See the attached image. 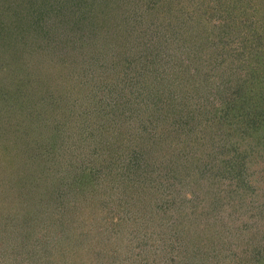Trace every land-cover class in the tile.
Instances as JSON below:
<instances>
[{
	"label": "trees",
	"instance_id": "16d2710c",
	"mask_svg": "<svg viewBox=\"0 0 264 264\" xmlns=\"http://www.w3.org/2000/svg\"><path fill=\"white\" fill-rule=\"evenodd\" d=\"M114 1L0 0V23L5 18L7 22L20 21L17 26L27 28V36H32L21 41L14 39L13 42L20 43L19 47L13 50L14 45H7L3 51L6 65L20 63L25 66L21 68L23 75L33 77L35 74L33 79L36 87H29L33 89V94L27 92L28 80L23 90H19L24 97L35 99L27 104V109L23 106L24 111H32V115L28 116L34 122L30 130L21 131V126V135H17L16 139L19 141L21 137L19 143L40 145L37 150L31 152V147L27 151L31 152L28 160H16L19 151L15 148V155L8 150L4 154L7 144L3 143L2 157L3 162L7 163L6 174L16 173V161L25 165L21 169L28 174V183L31 181L29 189L32 191L26 193L27 198L42 201L43 207L40 209H44V212L47 209V218L51 223L61 226L68 220L85 215L82 221L89 219V222L84 235L101 239L103 234L107 236L106 233L113 230L118 221L110 223L111 229L106 228L104 218L109 217L108 222L114 218L108 215L109 209L104 210L106 214L102 215L101 221L98 219L101 212L95 208L104 207L105 200L97 196L101 193L94 185L96 169L99 175L103 172L104 179L98 176L102 183L105 180L118 181L114 192L119 196L127 193L125 199L140 204L150 201L156 203L158 199V210L162 195L161 179L168 186L173 183V193L183 186L178 184L190 183L189 186L194 188L189 198L187 193L168 196L169 191H165V209L171 205L170 213L173 215L165 240V251L167 247L169 253H165V264H176L177 261L178 264H264V0H128L126 3L131 12L123 14V18L128 17V20L122 18L121 21L113 13V9H121L118 0ZM73 5L82 11L87 10L86 6L89 5L91 13L97 8L95 17L100 27L104 29L100 24L104 21L108 29L109 25L116 29L103 32L110 38L105 41L100 37L101 31L95 28L78 30L77 24L81 17L83 20V16L71 19L68 30L70 38L62 34L60 38V48L64 52L58 47L59 54L57 57L52 56L55 59L50 65L51 50L55 49L57 38H54L53 46L47 42L41 46L36 44L48 39V30H51L47 27L50 26L49 21L59 20L63 11ZM150 8H154L155 13H149ZM66 18L64 16L62 19ZM149 22L154 23L152 27L156 24L165 25L164 40L162 36L150 33L152 27L148 25ZM62 24L64 20L61 21V27L64 28ZM2 34L0 27V39ZM113 36H119L116 42H113ZM109 42H112L111 45ZM114 43L118 45L113 52ZM128 43L133 48V54L128 50ZM153 50L158 52L151 55ZM105 54H112L108 61L117 62L120 69H141L142 75L147 64L167 62L169 78L165 81V108L162 110L158 106V116L141 127L129 121L125 126L133 130L126 135L120 132L121 137L107 131L105 136L100 137L101 140L93 141L92 148L85 147L80 154V146L72 149L58 146L55 149L53 145L57 139L65 146L69 143L75 145L76 141H87L85 130H80L83 133L79 135L81 138L76 136L74 130H78L79 126L74 120L75 116L72 117L73 112H97L99 103L87 99L86 108L80 103V108L75 109L76 97L88 92L85 86L88 83L84 79L83 82L76 81V72L73 76L72 71L83 65L85 77H97L99 68H103V62H106ZM53 66L66 68L69 80H65V85L63 81L54 82V91L51 92V85L49 88L45 80L47 77L52 80L55 74ZM92 69L97 71L93 72ZM155 75L164 77L165 72L156 71ZM101 77L105 82L106 75ZM149 78L153 77L149 74ZM134 79H137L136 75ZM157 79L158 82L162 81ZM107 83L113 88L110 82ZM152 91L145 96L150 102L146 99L137 102L132 96L123 98L125 100L121 101V106L132 107L134 101L137 105L147 106L153 102L148 96L155 93L154 89ZM72 92L74 96H71ZM192 102L198 110L196 121L202 123V129L207 128L202 136L213 140L209 142L207 150L205 141L190 144L183 139L186 136L190 139L194 135L191 140L196 141L199 137L197 128L180 122H186L191 116L194 110ZM137 110L131 108L130 114H137ZM121 113L122 121L126 122L127 115ZM9 129L18 130H15V124ZM10 130L3 131V137L8 136V143L12 140L11 136L13 138ZM24 134H29V138ZM44 144L48 145L47 149H44ZM204 150L207 156L201 160ZM85 153L86 159L97 162L94 170L93 165L78 170L73 168L75 164L71 160ZM98 153L105 154L103 160L97 159ZM71 168L74 176L68 180L69 175L66 173ZM95 196L99 200L94 202ZM180 201L202 205L198 210L194 209L193 204L189 209L173 207ZM113 202L112 214L119 217L120 201L116 199ZM193 217L197 220L195 225L189 223ZM90 218L99 221L98 225ZM122 220L125 222L123 217ZM75 239L86 242L82 237ZM87 241L90 245L95 244L92 238ZM238 246L242 247V256L239 258L243 262H236L234 250ZM220 251L226 254H220ZM140 259L136 260L142 263Z\"/></svg>",
	"mask_w": 264,
	"mask_h": 264
},
{
	"label": "rangeland",
	"instance_id": "374dc122",
	"mask_svg": "<svg viewBox=\"0 0 264 264\" xmlns=\"http://www.w3.org/2000/svg\"><path fill=\"white\" fill-rule=\"evenodd\" d=\"M126 1L128 0H118V4H120L119 7L121 9L117 10L112 8L114 11L113 13L115 15V18L118 21L122 20L123 14L126 15L129 14L130 10L127 7ZM131 1H136V0H131ZM73 2L75 1H72L71 3ZM101 4L102 3L100 2L99 4L100 8H101ZM74 5L70 7L72 8L74 7ZM86 7L87 10L84 11H82L81 9H76L75 7L71 11H69L71 8H68L67 10L63 11V15L62 17H59V20L54 19L49 21L50 26L47 25V27H49L51 30H48L50 33L48 39L46 41H41L39 44L36 45L41 46L46 44L47 42L52 44L53 46L54 38H57V44H55L56 47L54 50L53 48L51 50V55L49 58L50 65H52L51 63H54L53 59H55V58L52 59V56L57 57L58 56L57 54H59V50L60 49L62 50V48H60L62 43V41L60 40L61 34L64 37L66 36V38H70L71 36V34L68 33V30H69L70 20L73 18H77V17L79 18L80 16H83V20L81 17L80 23L77 24L78 30L84 29L86 31V30H93L91 28H95L101 31L100 37L103 40L109 41L107 40L110 39L109 35H106L103 32H109L106 30H111V29L113 30L116 29V27H113V25L112 26L109 25V29H108L104 25L105 22L101 21L102 23L100 24L104 26V29H102L96 20L97 8L94 9L92 14L89 11L90 9L89 5H87ZM154 11H155L154 8H150L149 13H152ZM64 16L67 18L62 19L64 18ZM123 19L128 20V17ZM2 20L4 21L0 23V27L3 30V34L1 36L2 39H0V264H165V256H166L165 253L166 254L168 253L167 247L165 251V242L167 244V241L165 240L166 237H168L167 236L169 230L168 224L171 218L173 217V215H171L172 213H170L172 209L170 207L172 206L170 205V207L168 206L169 208L165 209V191H169L170 194H168V196L171 195L181 196L187 193V198H189L192 195L191 193L192 188H194L189 186L190 183L178 184L183 186L180 187V190H177L176 193H173L174 188L173 186H171L173 185V183H171V185L168 186V183H165V181L161 182L162 181L161 179L160 188L162 189L161 190L162 195H161V199L159 198L161 205L158 210L156 208L158 207L159 204L158 199L155 200V202L157 203L156 205V203H154L153 201L147 203L145 202L146 204H140L139 202L130 203L129 200L125 199L127 193H124L123 196L120 195L122 196L120 197L117 192H116L117 194L114 192V188L116 189L119 185L117 183L118 181L108 182V180H105L102 183L101 182L102 180L100 181L98 179V176L99 178L104 179L103 172H100L99 175V171L98 169H96L94 172V175H96L95 177L96 184L94 185L97 187V191H99V194L101 193V195H97V196H100L103 200H105L103 203L104 207L95 208L97 212L98 210L101 212L98 219L100 220L102 215L106 214L104 210L109 209V212H107L108 215L109 216L112 215L114 218L111 219L112 220L111 222H108L109 217L104 218L106 219L105 220L106 228H110V223L112 222L114 223L118 221L115 224L113 230L107 232L106 233L107 236H104L103 234V238L101 239L93 235H92L93 237L91 235L90 236L84 235L85 230L87 228V224L89 222L88 221L89 219H87L84 222L82 221L85 215L75 217V219L73 220H68V223L67 222L63 223V225L61 226H57V224L51 223V221H49V219L47 218V214H49V212H47V209L45 211L46 213L44 212V209H40L41 207H43V203L41 204L42 201L38 200L37 202V200H30V198L29 199L27 198L26 193L32 191L29 189L31 187V181L28 183L29 176L28 174H26L24 169H21L25 167V165H21L18 161H16V165L18 166H15L14 163L15 161L13 160V164L15 168H17V170L15 169L16 173L6 174L7 163L3 162V157H2L3 143L6 142L7 144V148L4 151V154L8 150L10 154L15 155L16 154L15 148L17 151H19V153L17 154L18 156L16 155L17 156L16 160L18 159L28 160L29 156L31 155V152L34 149L37 150L40 145L39 144L27 145V143H19L21 137L19 138V141L16 139L17 135L18 136L21 135L20 130L21 131L24 129L30 130L29 127L34 122V120L28 116V115H32V111H28V112L24 111L23 106L25 109H27V104H29L31 101H34L35 99H33L34 97L33 98L24 97L23 95H21V92L19 90H23V88L26 85L25 81L28 80L27 81L28 91L27 90L26 91L28 93L29 92L32 93L33 89L30 88H33L34 86L36 87L35 79H33L35 74L33 77H31V75L29 74L28 76L27 74L25 76L23 75L21 69L22 67H25L24 65L20 63L18 64L16 63L12 66H8L6 65L7 63L3 62V58L5 60V56H3L4 53L3 51L5 50V47L7 45H14L12 46L13 50H16L19 47L18 44L20 43L13 42L14 39L17 38L19 39V41H21L24 38L32 37V36H27V32H26L27 28L25 27L21 28V26H17L18 23H21L20 21L13 20L7 22L6 18ZM63 20H64V24L62 25L64 26V28L61 27V21ZM105 21L107 20L105 19ZM154 21L157 23V19H155ZM153 24L154 23L149 22L148 25L152 27ZM62 30H65V32ZM150 33H152V35L158 34L159 36H162L164 40L165 25L156 24L154 27L150 28ZM57 34H59V36ZM39 35H41L40 32ZM113 37L115 38L113 42H116L119 36L117 37L113 36ZM111 43L112 42H109L108 44L111 45ZM116 45L118 44L114 43L113 52L116 51V47H115ZM58 47L60 49H58ZM127 47L130 53H132L131 51H133L132 50L133 48L129 45V43ZM163 48H164L163 52H165V45H163ZM27 51H29V48H27ZM62 51L64 52V50ZM156 52L158 51L153 50L151 55H153ZM17 53L21 54V52H17ZM109 56L111 57L112 54H107V56L106 54L104 55V57L106 58V62H103V68L102 67L99 68V74L97 77H88V76L85 77L84 76L85 66L83 65L78 66L76 70L72 71L73 76L74 73L76 72L75 74L77 76L74 77L76 81L80 80L81 82H83L82 80L84 79V81L86 80L88 83L85 84L88 92L81 93L80 96L76 97L75 109L80 108V103L84 107L86 105L87 99H90L94 102H97V104L98 103L99 104L97 105L96 108L97 112H95L94 110H90L91 112H84V114H79L78 112L80 111L73 112L74 115L72 117L74 118L75 116L74 120L79 126L78 130L77 129L74 130L76 131V136L81 138L79 135H83V133H80V130H85L87 141H82V143L76 141L75 145L73 143H69L67 146H65L63 143H61V141L57 139L56 143H54L53 145L55 149L58 146L63 148L69 147L71 149L80 146L79 148V154H80L81 150H84L85 147L88 149L92 148L93 141L101 140L100 137L105 136L107 131H109V134H113L115 132V134H118V136L121 137V135L119 134L120 132L121 133L124 132L126 135L132 129V127L129 128L125 126L128 125L129 121L135 123L136 126L141 127L145 123L147 124L150 123L154 119V117L158 116L157 115L158 113L157 111L159 109L158 106H160L162 110L165 108V81L169 78L167 75L169 74V71H167L168 70L167 62L160 61L158 65H156L157 61L153 62L152 64H147L144 67L145 74L142 75L141 69H137V71H133L132 67H125L120 69V65L117 62L110 60L108 61ZM98 57L104 58L100 55ZM12 59H14V57ZM16 60H18V56H16ZM66 64H68V62H66ZM90 65L92 67V64ZM61 70L62 72L58 74L57 72ZM163 70L165 72L164 77H161V75L158 76L155 75L156 71L161 72ZM53 71H54L53 73L55 74L52 76V80L50 79L51 77H47L46 78L47 80H45V83L46 84L48 83L47 86H49V88L51 85V92L54 91L53 89L54 82L61 83L63 81L65 85V80H69V77L66 74L67 73L66 68H64L63 66L60 69L54 67ZM96 71L97 69L93 70V72ZM149 74L153 78L147 79V76ZM101 75H106L105 82L103 81ZM135 75L137 79H134ZM63 77L65 78L64 80ZM157 78L162 79V81L158 82ZM103 82L105 85H103ZM107 82H110L113 88H110L109 83ZM99 83H101L100 87L98 86ZM152 89L155 90V93L154 94L152 93L153 94L152 96L150 95L148 96L153 102L149 103V105L147 106H144L142 104L137 105L138 101H143L145 99L149 100L145 98V96L146 94H149V92H153ZM74 95L75 94H73L72 92L71 96ZM132 96H135L133 99H136L137 101L131 103L132 107L127 108L121 106V101L125 100L123 98L132 97ZM58 100H59V96H58ZM12 101L14 102L15 105H13ZM107 103H109L110 105L107 106L106 105ZM195 106L196 104L194 105V102H192L191 107L194 110L191 113V116H189V118L186 119V122L184 121H180V122L189 127L194 126L195 128H197L199 137L195 139L196 141L191 140L194 139V135L191 136L190 139L187 136L186 137L183 136L184 137L183 139L185 141H189L190 144L201 143L205 141V145H206L205 150H207V147L209 146L211 141L213 142V140L206 139L205 137L202 136V134L206 132L207 128L203 126L204 128L202 129L200 127L202 123L196 121L197 119L196 112L198 110L196 109ZM87 107L90 108L91 106H87ZM131 108H137L138 109L137 114L133 112H131L130 114ZM107 109H110V111ZM121 112L127 115L128 120L126 122L122 121ZM76 114L78 115L76 116ZM135 114H136V118H135ZM6 120H8L7 123H5ZM78 122H81L82 125L79 124ZM13 124H15V130H17L18 128L17 132L11 131L9 129L12 127ZM21 126H23V128L20 129ZM36 126H38V124H36ZM106 127H108V129H105ZM199 128H201V130H199ZM4 129H8L11 131V133H13V138L11 136L12 140H10V143H8L9 139H7L8 136L6 134L5 135L7 137L6 136L3 137ZM34 131H36L35 128ZM6 133L8 134L7 131ZM10 135L12 134H9V136ZM24 135L29 138V134H24ZM24 142L26 141L24 140ZM31 147L32 149H30ZM47 148L48 145L44 144V149ZM29 149L31 152H27ZM205 150L204 153L202 154L201 160H205V157L207 156V152ZM44 153L46 152L44 151ZM86 157L87 155L85 153L81 156L80 155L77 156L75 160H71V162L75 164L74 165L75 167L73 168L78 170V169H82V167L87 166V168H89L88 166L91 167L93 165L94 167H92V170H94L97 162L93 163L92 159H86ZM96 157L98 160L100 158L101 160H103L105 154L98 153ZM186 160L189 161L188 158H186ZM25 170L27 171V169ZM66 174L69 175L68 180L73 178L74 174H72V168L71 170H69V172L67 171ZM108 186H110L111 192L110 190H108ZM61 190L63 189H60L59 191ZM45 196L49 201H51V198L49 199L47 195ZM97 196L93 198L94 202L96 201V199H98ZM116 199L117 201H120V207L118 210L119 217L116 216L115 214H112V211L114 209L113 206L115 204L113 200L116 201ZM133 203H136V205L133 206ZM178 203L179 205L176 206ZM178 203L173 204L175 205L173 207H177L179 209H182L184 207L185 209H189V206L193 204L194 209L198 210L202 205V203H197V202L192 203L188 201L187 202L180 201ZM43 214L44 216L43 218H41L40 216H42ZM122 217L125 222H123ZM93 222L95 223V225H98L99 223V221L97 222V220H94ZM196 222H197L196 218L193 217L192 221L189 223L191 225H195ZM82 235L85 237H83ZM76 237L85 238L86 242H82V243L78 242V240L75 239ZM91 238L93 239V242H95L94 245H90V242L87 241L89 239L91 240ZM241 248L242 247L238 246L236 247V250H234V254L236 255L237 258L236 262L238 261L243 262V259L239 258L240 256H242V252L240 251ZM220 254H226V253L220 251ZM138 258H141L140 260L142 261V263L136 260ZM177 262L176 264H178Z\"/></svg>",
	"mask_w": 264,
	"mask_h": 264
}]
</instances>
